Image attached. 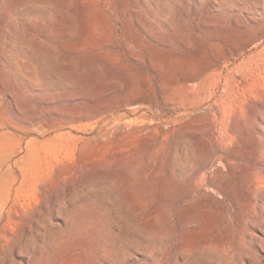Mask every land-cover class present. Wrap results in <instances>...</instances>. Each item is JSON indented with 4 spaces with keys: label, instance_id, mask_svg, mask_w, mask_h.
<instances>
[{
    "label": "rangeland",
    "instance_id": "obj_1",
    "mask_svg": "<svg viewBox=\"0 0 264 264\" xmlns=\"http://www.w3.org/2000/svg\"><path fill=\"white\" fill-rule=\"evenodd\" d=\"M0 264H264V0H0Z\"/></svg>",
    "mask_w": 264,
    "mask_h": 264
}]
</instances>
